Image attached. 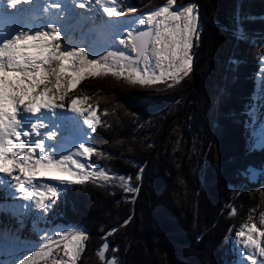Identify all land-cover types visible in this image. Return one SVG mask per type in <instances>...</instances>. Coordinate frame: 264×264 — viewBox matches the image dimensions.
Wrapping results in <instances>:
<instances>
[{"label": "trees", "instance_id": "16d2710c", "mask_svg": "<svg viewBox=\"0 0 264 264\" xmlns=\"http://www.w3.org/2000/svg\"><path fill=\"white\" fill-rule=\"evenodd\" d=\"M127 1L124 9H137L128 17L167 3ZM176 4L198 6L187 77L151 91L82 87L101 121L91 163L113 181L89 179L55 200L56 225L89 232L77 264H232L227 231L264 210V183L245 185L242 174L264 164V150L250 151L248 127L264 56V0Z\"/></svg>", "mask_w": 264, "mask_h": 264}, {"label": "snow or ice", "instance_id": "6c2138e0", "mask_svg": "<svg viewBox=\"0 0 264 264\" xmlns=\"http://www.w3.org/2000/svg\"><path fill=\"white\" fill-rule=\"evenodd\" d=\"M34 2L18 0L19 5ZM73 2L75 7L88 10L90 0ZM116 2L111 0L112 5ZM53 10L57 14L54 18L42 23L45 18L35 16L36 27H19L14 32L8 29L0 39V174L11 178L19 199L33 202L44 215L50 207L49 202L58 197L57 187L44 181L83 184L97 176L103 178L105 173L86 171L90 163L86 165L76 156L54 158L42 138L41 130L45 125L38 121L31 125V131L24 130L21 114L69 108L83 115L85 123L95 133L101 123L97 111L90 106H78L83 105L87 97L70 98L72 86L85 77L109 75L131 85H155L169 80L178 83L193 70L195 54L192 50L194 39L198 40L199 27L197 5L180 7L176 0H167L165 6L141 14L138 28L125 30L118 38L119 46L134 55H127L123 50H107L99 58L92 59L86 48L67 46L66 33L58 22L66 19L64 4L59 0H46L43 13ZM136 11L134 7L127 11L115 6L102 8L107 18L117 20ZM260 62L264 65V58ZM258 78L262 82L260 98L264 99V67ZM44 135L54 137L50 132ZM96 151L94 147L81 144L77 156L90 162ZM126 191L138 192L139 188L127 187ZM261 223L264 224V217ZM236 236L245 250H252L244 253L247 260L258 264L253 253L264 257V231L257 229L256 224L245 223ZM87 238L83 231H58L51 235L45 232L38 246L40 250L22 258L18 264H37L38 260L46 264H77ZM108 247L105 243L100 250L101 261Z\"/></svg>", "mask_w": 264, "mask_h": 264}, {"label": "bare ground", "instance_id": "6f19581e", "mask_svg": "<svg viewBox=\"0 0 264 264\" xmlns=\"http://www.w3.org/2000/svg\"><path fill=\"white\" fill-rule=\"evenodd\" d=\"M53 2H58V0H53ZM64 4V13L66 14V19L58 21L66 33L67 36V46L68 47H84L87 49L90 58L96 59L99 56L103 55L107 50H123L127 55H134L130 50H125L121 48L118 44V38L123 36L125 30L131 29L132 24H117L113 25L110 18L104 17L102 15V8H99L96 11V19H95V32L97 34V38L103 41V45L95 46L93 44V37L90 35V31L87 33L86 31H78L75 34L70 30V28L66 27L65 21L69 18L67 12L70 13L76 12L79 8L74 6L73 0H59ZM44 3L46 0H35L33 4H24L23 5V15L22 17L16 21L13 25V30L15 31L19 27L24 28H34L37 26L34 21L35 16L42 15L45 19L41 22H46L47 19L54 18L57 14L53 11L50 13H43V8L45 7ZM140 19V18H139ZM138 21V19H137ZM135 22V21H134ZM13 31V32H14ZM72 33H71V32ZM78 33V35H77ZM0 39H3L0 37ZM96 42V41H95ZM101 46V47H100ZM195 59V57H194ZM260 74V73H259ZM259 79V78H258ZM85 81H89L92 84H95L100 87L104 86H117L128 89L138 88V89H153V88H163V86H167L173 81L169 80L167 83H159L155 85H131L127 81L122 78H116L109 76L102 77H85L78 84H74L72 86V91H76ZM257 98L260 100V94L257 93ZM82 106V105H78ZM260 109H254L253 115H259L260 122L264 123V99H261L259 102ZM76 117L82 118L78 112H73L69 108L64 109H45L42 110L39 114H31V113H22L20 116L22 125L24 130L31 131V125L35 122H41L45 125V127L41 130L42 138L46 141V149L49 151V154L56 155L55 158H63L66 156H76V159H79L82 163L86 165L89 164V160L79 157L78 152L80 150V145H88L90 146L88 140L84 141L83 139V131L79 128L73 129L70 133L71 124H74V120ZM25 118H31L33 123L28 125L24 124ZM263 128V126L261 125ZM260 127V129H261ZM53 133L54 137H48L44 135V133ZM264 134V130H263ZM85 137V136H84ZM35 139V137H34ZM91 159V158H90ZM45 184L52 185L54 183H58L52 180L44 181ZM11 192L4 193L3 197H0V205L6 201L14 202L18 200V195L13 192V188H11ZM10 195V196H8ZM3 198V199H2ZM13 198V200L11 199ZM3 205V208L5 206ZM9 205V206H8ZM8 209H13L15 212H23L30 213L31 210H36L35 205L31 201H23L17 204H8ZM11 205V207H10ZM6 209V208H5ZM26 228L23 225L18 223L12 224L8 223L0 226V245L3 247V251L5 254V259L1 264H18V261L22 258H25L27 255H34L35 252L39 251L38 247L41 245L43 233L32 234L28 233ZM51 235V234H50ZM58 238V236H57ZM44 242H47L45 239ZM264 246V244H262ZM252 250H245L243 248V254L246 252H251ZM54 255H57V252L54 250ZM254 258L257 260L258 264L264 261V257L259 256L258 252L253 253ZM243 261H246L245 264H252L251 261L247 260V256L244 254ZM37 264H46L44 260H38Z\"/></svg>", "mask_w": 264, "mask_h": 264}, {"label": "rangeland", "instance_id": "374dc122", "mask_svg": "<svg viewBox=\"0 0 264 264\" xmlns=\"http://www.w3.org/2000/svg\"><path fill=\"white\" fill-rule=\"evenodd\" d=\"M123 0H117L115 5L111 4V0H90L89 6H88V10H82V9H78L76 12L73 13H68L69 18H67V20L65 21L66 23V27L70 28V30L75 34L78 31H86L87 33L89 32L90 35L93 37L92 41L93 44L95 46H99L101 44V46L103 45V41L101 39L97 38V34L94 30L95 28V19H96V11L99 8H103L105 6H115L117 7L119 10L124 9L123 5H122ZM121 11H127V10H121ZM148 13V12H147ZM131 14V13H128ZM102 15L104 17L105 14L102 12ZM139 16H134V17H123L121 19H110L111 22L113 23V25H117V24H125V25H129L131 23L132 27L131 30H136L138 28V23H137V19L139 20ZM135 21V22H134ZM199 28H200V21H199V27H198V39H199ZM83 30V31H82ZM70 31V32H71ZM71 32V33H72ZM88 33V34H89ZM78 35V33H77ZM96 41V42H95ZM198 40L194 39V47L195 44ZM100 46V47H101ZM194 52V48L192 50ZM195 57V56H194ZM264 58V57H263ZM195 63V59L193 62V66ZM261 63V62H260ZM262 65V64H261ZM264 67V65L261 66V68ZM261 68L260 71L258 72V74L261 72ZM257 74V75H258ZM177 84L176 82L171 83V85H175ZM90 86L91 88H95L98 91H102L106 88H113V89H117V90H123V91H145V90H161V89H166L169 88V85L167 86H163V88H153V89H138V88H133V89H128V88H123V87H117V86H104V87H100L97 86L95 84H92L89 81H85L83 82V84L76 90V91H70L69 92V97L70 98H80V99H84V93L82 91V89L85 86ZM257 93L259 92V94L262 91V82H261V78L258 79L257 82ZM83 87V88H82ZM257 93L255 95V104L253 107V110L256 108L257 110L260 109L259 107V102L260 100L257 98ZM83 107H89V99L87 98V100L85 101V103L82 105ZM91 107V106H90ZM251 114L253 115V112H251ZM254 119H252L251 125H250V134L252 135L253 140L255 141V143L253 144L254 147L258 150H260L261 148H264V134H263V130H264V123L260 122L259 119V115H253L252 116ZM72 126L70 127L69 133L75 129V128H79L83 131L82 133V137L84 139V141L88 140L90 147H91V136H92V131L91 129L87 126V124L85 123V117L83 116L82 118L80 117H76V119L74 120V124H71ZM261 125L263 126V128L261 127ZM261 127V129H260ZM258 128V131H257ZM87 132V135H86ZM258 132L260 133L261 136H263L262 140H259L260 136L258 134ZM218 134V133H217ZM222 135V133H221ZM85 136V137H84ZM260 141V142H259ZM56 157V155H54V158ZM90 163V162H89ZM91 166L86 168V171H97V172H103L102 170H98L94 165H92L90 163ZM104 173V172H103ZM244 178L246 179L245 185L246 184H250V185H255V184H263V183H259L260 179H264V164L262 166H257L254 165L252 167H248L247 169H245L244 172H242ZM92 179H96V180H107V181H113V177L112 176H108L105 173V176L103 178L97 176L95 178ZM244 179V180H245ZM253 183V184H252ZM70 184H66V183H54L53 186L57 187L58 189V195L63 192L65 189H67V186ZM5 193V192H4ZM6 194V193H5ZM0 197H3V193L0 195ZM19 197V196H18ZM16 197V198H18ZM3 199V198H2ZM13 200V198H11ZM24 201V200H23ZM19 202H22V199H19L14 201V202H9L6 201L5 203L7 204H17ZM50 207L48 210H46L45 215L41 210H38L36 207V210H31L30 213H17L9 210L8 206L7 208H3L4 202L0 205L2 208H0V226H2L5 224H10L12 223L13 225L18 223L20 225H23L26 229V231L28 233H32V234H38L39 233H45L48 232L49 234H54L55 232H64V231H83L87 236L89 235L88 233H86V231L83 228L80 227H74V226H64V225H59V224H55L54 222L56 221V219L52 218L49 214V212L52 210L53 208V201L49 202ZM10 205V207H11ZM254 213V212H253ZM261 217H264V210L261 211L260 213H254L253 215H250L248 220H244L242 221V223H237V224H233L229 230L227 231V234L225 236L226 238V242H229V246L230 249L232 251V255L234 256V259L236 257V261H232V264H245L246 261H243V245L240 243L239 247H238V237L236 236V233L243 227V224L245 223H249V224H256L257 229H260L261 231H264V224L261 223ZM144 232V231H143ZM58 236V235H57ZM86 242V241H85ZM85 249V247H84ZM83 249V251H84ZM234 251H233V250ZM82 251V253H83ZM81 253V255H82ZM81 257V256H80ZM80 257L77 260H80ZM247 264V263H246Z\"/></svg>", "mask_w": 264, "mask_h": 264}, {"label": "water", "instance_id": "95a60500", "mask_svg": "<svg viewBox=\"0 0 264 264\" xmlns=\"http://www.w3.org/2000/svg\"><path fill=\"white\" fill-rule=\"evenodd\" d=\"M4 259H5V254L3 251V247L0 245V264L3 263Z\"/></svg>", "mask_w": 264, "mask_h": 264}]
</instances>
